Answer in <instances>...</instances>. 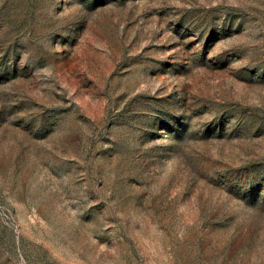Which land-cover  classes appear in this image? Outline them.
<instances>
[{"label":"rangeland","instance_id":"obj_1","mask_svg":"<svg viewBox=\"0 0 264 264\" xmlns=\"http://www.w3.org/2000/svg\"><path fill=\"white\" fill-rule=\"evenodd\" d=\"M0 264H264V0H0Z\"/></svg>","mask_w":264,"mask_h":264}]
</instances>
